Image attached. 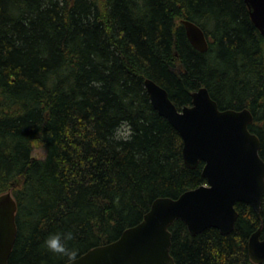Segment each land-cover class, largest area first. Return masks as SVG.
Returning <instances> with one entry per match:
<instances>
[{"label":"trees","instance_id":"16d2710c","mask_svg":"<svg viewBox=\"0 0 264 264\" xmlns=\"http://www.w3.org/2000/svg\"><path fill=\"white\" fill-rule=\"evenodd\" d=\"M181 19L202 28L206 51ZM145 78L179 108L201 86L220 109L248 108L264 160V37L244 0H0V194L17 205L7 264H64L43 244L49 233L71 230L77 257L141 221L154 199L205 182ZM122 125L130 138H113ZM235 209L226 234L192 235L174 220V264H264L248 254L250 235L264 236V192L259 214Z\"/></svg>","mask_w":264,"mask_h":264},{"label":"water","instance_id":"95a60500","mask_svg":"<svg viewBox=\"0 0 264 264\" xmlns=\"http://www.w3.org/2000/svg\"><path fill=\"white\" fill-rule=\"evenodd\" d=\"M249 17L264 37V0H244ZM190 44L208 48L206 35L196 23L181 19ZM150 103L177 130L182 139V158L188 167L203 161L205 182L176 198L154 199L141 221L127 227L115 240L96 245L72 264H174L170 254L169 225L182 220L190 234L208 227L229 233L234 226L236 202H245L259 214L264 192V160L260 140L248 124V108L220 109L201 86L191 93V103L180 108L165 88L150 78L143 81ZM17 205L12 194H0V264H7L16 234ZM248 254L255 263L264 260V236L258 227L249 237ZM64 264H69V261Z\"/></svg>","mask_w":264,"mask_h":264},{"label":"clouds","instance_id":"9594fccd","mask_svg":"<svg viewBox=\"0 0 264 264\" xmlns=\"http://www.w3.org/2000/svg\"><path fill=\"white\" fill-rule=\"evenodd\" d=\"M121 127H118L114 130L113 138L121 139L125 138L128 139L130 136H123L121 135ZM74 239V233L71 230L68 231H57L49 233L44 241V246L52 253L60 254L62 256H67L69 260V264H72L73 261L76 260V250L70 248L68 246V241Z\"/></svg>","mask_w":264,"mask_h":264},{"label":"rangeland","instance_id":"374dc122","mask_svg":"<svg viewBox=\"0 0 264 264\" xmlns=\"http://www.w3.org/2000/svg\"><path fill=\"white\" fill-rule=\"evenodd\" d=\"M32 155L35 157L41 158L44 155V151L42 150V148H40L38 146H34L33 150H32Z\"/></svg>","mask_w":264,"mask_h":264}]
</instances>
